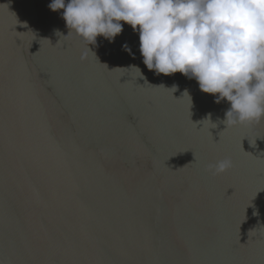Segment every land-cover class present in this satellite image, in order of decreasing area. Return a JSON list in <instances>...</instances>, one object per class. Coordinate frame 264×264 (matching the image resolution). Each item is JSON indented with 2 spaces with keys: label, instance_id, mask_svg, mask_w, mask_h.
<instances>
[{
  "label": "water",
  "instance_id": "1",
  "mask_svg": "<svg viewBox=\"0 0 264 264\" xmlns=\"http://www.w3.org/2000/svg\"><path fill=\"white\" fill-rule=\"evenodd\" d=\"M51 2L0 0V80L11 75L34 110L56 114L66 148L78 151L72 198L55 197L40 173L0 192V264H57L39 241L90 232L101 255L84 252L78 264H264V120L227 128L230 102L194 77L149 70L131 25L88 46L66 36ZM200 122L212 133L190 127ZM182 147L195 149L193 163ZM224 158L228 171L207 170Z\"/></svg>",
  "mask_w": 264,
  "mask_h": 264
},
{
  "label": "clouds",
  "instance_id": "2",
  "mask_svg": "<svg viewBox=\"0 0 264 264\" xmlns=\"http://www.w3.org/2000/svg\"><path fill=\"white\" fill-rule=\"evenodd\" d=\"M49 8L63 9L66 36L75 33L88 46L99 36L114 40L122 22L131 25L149 70L194 77L217 103L230 102L227 128L264 120V0H52ZM232 166L224 158L207 170L223 174Z\"/></svg>",
  "mask_w": 264,
  "mask_h": 264
},
{
  "label": "snow or ice",
  "instance_id": "3",
  "mask_svg": "<svg viewBox=\"0 0 264 264\" xmlns=\"http://www.w3.org/2000/svg\"><path fill=\"white\" fill-rule=\"evenodd\" d=\"M12 27L10 24L9 31ZM15 39L17 43L18 40L21 41L19 36ZM147 94L167 95L155 89L148 90ZM178 100L183 102L184 96ZM56 119V114L45 108L34 110L11 75L0 80V192H8L22 178L27 180L30 173H40L51 183L55 197L64 204L70 201L72 197L66 187L74 178L73 166L78 151L66 148L65 141L58 134ZM200 123L202 127L197 123L190 127L204 135L211 132V128L206 127L203 122ZM212 139L217 143L222 142L221 136L218 141L213 135ZM189 149L194 152L193 163L198 156L194 148L182 147L179 150ZM262 189L264 187L260 190ZM242 246H248V241L243 244L240 241L233 243V247L237 249ZM36 251L45 254L57 264H78V258L84 252L93 253L97 257L101 255L98 238L91 232L85 236L75 233L63 237L49 236L38 242Z\"/></svg>",
  "mask_w": 264,
  "mask_h": 264
}]
</instances>
